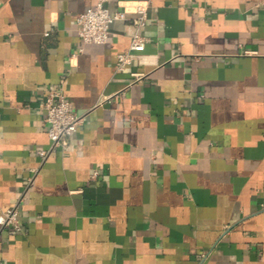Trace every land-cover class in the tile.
<instances>
[{
    "label": "crops",
    "instance_id": "obj_1",
    "mask_svg": "<svg viewBox=\"0 0 264 264\" xmlns=\"http://www.w3.org/2000/svg\"><path fill=\"white\" fill-rule=\"evenodd\" d=\"M94 3L0 0V263L264 264V0H108L81 43ZM51 87L82 120L42 160Z\"/></svg>",
    "mask_w": 264,
    "mask_h": 264
},
{
    "label": "built area",
    "instance_id": "obj_2",
    "mask_svg": "<svg viewBox=\"0 0 264 264\" xmlns=\"http://www.w3.org/2000/svg\"><path fill=\"white\" fill-rule=\"evenodd\" d=\"M107 1L95 0L92 7L76 16V33L81 43H104L109 35L110 23L124 18L123 12H109L106 6ZM146 9L147 4H139L135 8L136 15L131 20L133 27L130 31L129 45L125 51L116 54L114 61L116 70L130 65L133 59L144 49L147 39L141 29L146 21ZM78 50L81 51V47H78ZM39 107L43 112V122L46 125V133L50 142L47 149L36 151L37 155L43 160L54 150L63 151L66 149L68 136L76 130L82 117L74 113L70 101L58 87L47 89ZM23 194L19 196L16 202L9 203L1 208L0 230L5 227H10L14 231L20 230L17 208Z\"/></svg>",
    "mask_w": 264,
    "mask_h": 264
}]
</instances>
